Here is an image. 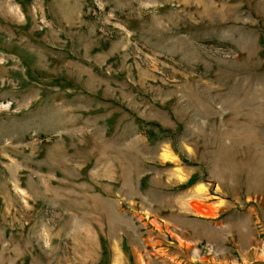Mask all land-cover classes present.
<instances>
[{"label":"rangeland","instance_id":"rangeland-1","mask_svg":"<svg viewBox=\"0 0 264 264\" xmlns=\"http://www.w3.org/2000/svg\"><path fill=\"white\" fill-rule=\"evenodd\" d=\"M0 264H264V0H0Z\"/></svg>","mask_w":264,"mask_h":264}]
</instances>
